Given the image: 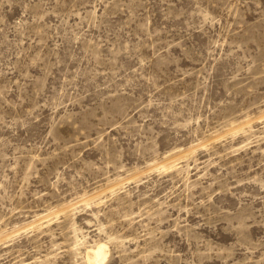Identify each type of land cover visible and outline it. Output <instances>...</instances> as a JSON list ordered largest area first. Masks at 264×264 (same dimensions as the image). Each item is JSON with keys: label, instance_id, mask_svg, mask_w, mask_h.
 I'll return each instance as SVG.
<instances>
[{"label": "rangeland", "instance_id": "rangeland-1", "mask_svg": "<svg viewBox=\"0 0 264 264\" xmlns=\"http://www.w3.org/2000/svg\"><path fill=\"white\" fill-rule=\"evenodd\" d=\"M99 243L264 264V0H0V264Z\"/></svg>", "mask_w": 264, "mask_h": 264}, {"label": "bare ground", "instance_id": "bare-ground-1", "mask_svg": "<svg viewBox=\"0 0 264 264\" xmlns=\"http://www.w3.org/2000/svg\"><path fill=\"white\" fill-rule=\"evenodd\" d=\"M87 254L89 264H102L106 257V245L99 243L93 249L89 250Z\"/></svg>", "mask_w": 264, "mask_h": 264}]
</instances>
